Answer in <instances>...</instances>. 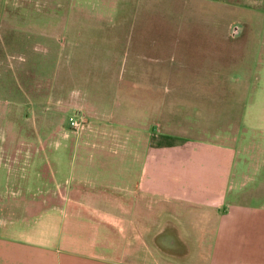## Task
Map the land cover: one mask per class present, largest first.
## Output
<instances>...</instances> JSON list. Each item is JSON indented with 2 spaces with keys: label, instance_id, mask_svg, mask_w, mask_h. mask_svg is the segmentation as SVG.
<instances>
[{
  "label": "rangeland",
  "instance_id": "1",
  "mask_svg": "<svg viewBox=\"0 0 264 264\" xmlns=\"http://www.w3.org/2000/svg\"><path fill=\"white\" fill-rule=\"evenodd\" d=\"M127 114L157 122L182 144H233L241 134L248 155L257 156L259 143L264 150V0H0V233L28 213L17 209L66 203L101 220L97 252L111 264H193L187 259L202 246L181 236L195 230L151 227V216L140 228L134 211L129 229L102 220L91 194L103 210L111 197L130 208L137 197H124L119 180L92 189L78 168L69 173L74 162L92 160L98 126V139L110 136L112 177L119 175L117 142L131 136ZM72 116L84 123L81 131L69 124ZM131 150L139 157L126 168L140 174L142 150ZM138 204L141 218L150 200ZM214 216L203 246L209 264H238L241 253L248 264L249 246L232 228L218 230ZM127 237L144 241L127 254Z\"/></svg>",
  "mask_w": 264,
  "mask_h": 264
},
{
  "label": "crops",
  "instance_id": "2",
  "mask_svg": "<svg viewBox=\"0 0 264 264\" xmlns=\"http://www.w3.org/2000/svg\"><path fill=\"white\" fill-rule=\"evenodd\" d=\"M139 106L136 105V112ZM140 107L143 110L145 105ZM127 115H123L127 130H124L125 127L122 129L131 136L127 135L117 142L122 150L119 175L112 177L113 165L110 161L113 148L107 143L110 136L104 135L101 140L98 139V126L92 130V160L77 162L78 165L74 162L73 172L69 170V173L74 174V168H78V176H83L88 185L92 184V189L111 188L112 185L115 186L113 181L119 180L124 197L126 195L130 199L133 194L137 197V204L134 205L137 209L111 197L104 200L103 210L99 207L98 199L91 194L89 206L92 212L102 211V220L120 222L121 228L128 229L133 211L135 221L140 220V228L145 226L143 222L146 216H151V227L161 229L164 224L163 228H168L171 232L174 231L171 229H185L188 225L195 232L189 238L182 234L181 239H186L189 244L202 246L199 253L189 255L187 260L193 261V264H209L208 254L203 246L207 245L210 215L215 213L218 230L224 232L226 228H232L238 234L239 242L243 239L249 246L245 255L248 264H264V150L259 153L260 143L256 146L258 153L255 157L246 152L243 146L246 139L241 134L233 137V144L220 138L215 145L210 144L211 142L194 141L182 144L164 136L165 133L161 132L157 122L147 120L143 125L133 122L132 114ZM148 126L151 129L146 131L147 135L139 131L142 130L139 128ZM108 127L112 132V126ZM139 136L140 141L135 139ZM131 149L142 150L140 174H132L128 169L130 163L136 161L131 159L139 157L137 152L131 158ZM80 165H85L86 168ZM142 198L149 199L150 204L145 216L141 214L143 217L139 218L137 213L141 212V207L139 208L138 203ZM117 206L119 210L116 209ZM17 211L28 213L25 216L16 214L15 220L8 221H13L11 229L4 232L5 235L0 233V264H111L109 259L97 252L100 219L81 215L78 211L71 210L66 203L38 211L26 205L25 210L20 208ZM36 211V215L32 216ZM118 211L119 220L116 214ZM15 221H20L21 224L18 225ZM126 240L125 251L128 254V246L135 243L140 245L139 241L143 238H135L131 242L132 238L127 237ZM238 264H245L242 253Z\"/></svg>",
  "mask_w": 264,
  "mask_h": 264
},
{
  "label": "built area",
  "instance_id": "3",
  "mask_svg": "<svg viewBox=\"0 0 264 264\" xmlns=\"http://www.w3.org/2000/svg\"><path fill=\"white\" fill-rule=\"evenodd\" d=\"M69 124L77 131H81L85 127L84 123L81 125V122H79V118L75 116L69 118Z\"/></svg>",
  "mask_w": 264,
  "mask_h": 264
}]
</instances>
